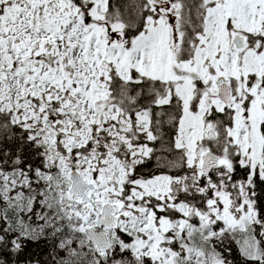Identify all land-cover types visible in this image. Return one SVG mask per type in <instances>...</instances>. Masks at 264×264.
<instances>
[{
    "label": "snow or ice",
    "instance_id": "obj_1",
    "mask_svg": "<svg viewBox=\"0 0 264 264\" xmlns=\"http://www.w3.org/2000/svg\"><path fill=\"white\" fill-rule=\"evenodd\" d=\"M0 264H264V0H0Z\"/></svg>",
    "mask_w": 264,
    "mask_h": 264
}]
</instances>
